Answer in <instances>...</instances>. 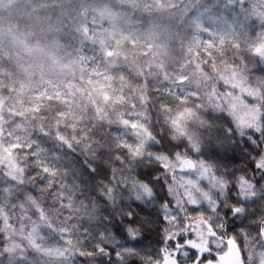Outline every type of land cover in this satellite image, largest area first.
Here are the masks:
<instances>
[{"label":"clouds","instance_id":"9594fccd","mask_svg":"<svg viewBox=\"0 0 264 264\" xmlns=\"http://www.w3.org/2000/svg\"><path fill=\"white\" fill-rule=\"evenodd\" d=\"M197 2L226 17L234 32L210 36L206 18L196 23L193 0H31L26 11L13 0L0 2V149L24 145L0 158V215L5 209L28 215L39 204L46 218L29 216L34 225L74 218L77 232L88 235L73 241L71 264H86L75 253L101 239L106 255L96 253L93 264H164L166 251L177 264H194L195 250L179 249V256L174 250L189 221L204 222L205 237L212 223L211 244L234 237L239 264H264V120L257 121L260 129L241 132L229 95L238 94L229 78L234 67L255 89L248 104L264 113V61L250 52L264 43V0ZM114 33L112 57L85 39ZM209 38L212 57L205 53ZM58 89L67 100L51 107L45 100L41 112L25 103ZM185 108L194 116L181 137L171 119ZM125 119L139 120L151 135ZM256 136L250 147L246 141ZM36 141L47 150L42 157L29 148ZM181 157L195 166L185 167ZM41 158L55 175L42 171ZM242 174L251 187L238 191ZM59 192L67 201L54 207ZM134 214L137 223L125 227ZM127 228L135 245L123 243ZM9 259L0 248V264Z\"/></svg>","mask_w":264,"mask_h":264},{"label":"snow or ice","instance_id":"6c2138e0","mask_svg":"<svg viewBox=\"0 0 264 264\" xmlns=\"http://www.w3.org/2000/svg\"><path fill=\"white\" fill-rule=\"evenodd\" d=\"M2 2V0H0ZM17 5L18 10L26 11L31 7V0H13ZM194 11L197 13L196 23L199 25L201 19L206 18L208 23L212 25V29H209V35L219 38L220 36L227 35L234 32V28L231 22L226 18L217 15L211 9L204 7L197 0H193L191 5ZM104 12L110 13L112 18L116 20V14L108 8L102 9ZM129 21V25H130ZM2 30V26H0ZM129 32L136 31L134 28L129 27ZM85 39H91L95 44H97L102 51L106 50V53L109 57L115 55L113 45L116 43V34H112L108 39L103 37H97L94 34H90ZM26 43V42H25ZM135 40H133V44ZM207 47L205 48V53L212 57L213 52L210 49L215 47V42L212 38H209L206 41ZM36 50L40 49L39 45L35 46ZM30 50H32L30 48ZM250 52L256 54V58L259 61H264V43L257 44L254 48H250ZM197 55H200L197 52ZM127 59V57H125ZM94 74H99V67H94L91 69ZM109 79L111 77H108ZM230 82L235 86L238 94L229 93L232 95L233 99L230 104V110L232 115L236 119L237 125L240 127L241 132L245 128L251 125H256L257 129H260V124L257 121L264 120V113L260 111H253L251 105L248 104V101L255 95V89L252 85L247 83L248 77L246 73L242 70L232 68L229 73ZM184 80V77L181 76V81ZM89 83H93L92 79H89ZM101 89L105 88L106 85L99 83ZM71 86V85H70ZM15 90V89H13ZM7 91V88H5ZM169 94H173L171 89H168ZM104 97L110 98V93L103 92ZM36 102L25 100V103L29 106L30 110L35 112H41L42 105L45 103V100L48 103V106L51 107L58 100L63 99L67 100V96L63 94L59 89L56 94L53 95L45 90L43 93L37 94ZM183 94L180 93V99H183ZM3 101H0V107L3 105ZM247 105V107H246ZM63 115V113H61ZM194 113L192 109L185 108L176 113V115L171 119L172 127L178 136H186L187 129L185 127V122L193 118ZM124 125L129 126L131 129H143L144 134L150 136V131L140 123L137 119H125L123 121ZM24 125L22 124L21 127ZM261 134L264 135V130H261ZM61 140L65 139L63 136L59 137ZM259 139L256 137H249L246 143L250 147L254 146V140ZM24 145L13 142L9 145H4L0 149V158H2L3 153H6L8 156H12L13 153L22 149ZM30 149H34L35 156H41L46 154L47 150L40 145L38 141L29 145ZM259 155V152H257ZM183 160V165L187 168H193L195 162L191 159L181 157ZM40 163L42 165V171L51 173L55 175L56 169L47 165L44 158H41ZM255 162H253V166ZM14 167H19L18 164H14ZM259 170V169H256ZM210 171L208 167H204L203 174L207 175ZM15 182V181H14ZM234 186L238 187V191H244L246 188H250L251 185L247 184L246 175H239L236 177V184ZM14 199V198H13ZM54 207L56 205L63 206L67 201V197L64 192L57 193ZM264 199V197H261ZM256 198H252V202L255 203ZM244 202H248L245 198ZM11 205H9V208ZM239 215V212L237 213ZM40 215L46 218L44 213V206L37 204L34 206L28 215L21 213L17 216H12L11 212L5 209V214L0 215V248H3L5 255L9 256V264H71V253L75 252L73 246V241H77L83 237L87 236L86 232H77L78 225L74 223V218H62V222L57 225L55 220H51L45 226H37L29 222V216ZM137 220L135 214L133 219L128 220L126 218L125 227L127 225H135ZM204 222L202 221H189L187 224V234L180 233L175 237L174 250L179 256V249L189 248L190 250H195L193 255L194 264H239V252L236 249V241L234 237H220L215 244L210 243L211 237H216L217 233L211 222H206V227L208 229V235L205 237L203 231L201 230ZM121 235L124 237L123 243L133 244L136 243V238L132 228H127V230H121ZM172 234H169L171 238ZM95 238L93 237V240ZM108 245L104 242L103 239L97 243H93L88 246L82 247L79 252H76V255L84 257L86 264H93L96 260V253H99L100 257L106 255L105 248ZM87 248V250H85ZM107 258L111 260V253L107 254ZM164 264H177V260L172 257L167 251L164 253Z\"/></svg>","mask_w":264,"mask_h":264}]
</instances>
